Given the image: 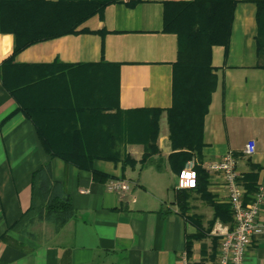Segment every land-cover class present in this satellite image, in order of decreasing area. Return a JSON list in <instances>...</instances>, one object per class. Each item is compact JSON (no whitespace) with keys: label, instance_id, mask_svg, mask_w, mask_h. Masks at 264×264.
Listing matches in <instances>:
<instances>
[{"label":"crops","instance_id":"1","mask_svg":"<svg viewBox=\"0 0 264 264\" xmlns=\"http://www.w3.org/2000/svg\"><path fill=\"white\" fill-rule=\"evenodd\" d=\"M166 1L181 0L110 4L103 16L97 14L81 25L90 31L35 43L17 54L15 62L119 63L117 76L110 69L98 78L99 71L92 76L82 73V81L92 79L86 86L92 102L114 106L118 80L121 109H167L173 103L178 37L164 31ZM256 14L255 2L238 0L228 49L212 48L217 87L205 117L201 157L190 160L202 165L232 152L244 188L243 176L251 172L258 175L257 186H264V67L260 65L264 63L257 52ZM13 51V34L0 32V66ZM18 107L0 74V264L216 263L219 238L213 228L222 221L214 219L209 200L230 205L228 190L220 175L207 171L211 196L193 192L191 209L186 214L178 211L179 175L169 163L166 112L160 120V153L144 166L123 168L121 161L95 160L96 169L129 182V190L114 191L109 188L112 179L98 181L91 171L46 152L33 122ZM249 141L256 144L252 155L244 152ZM122 148L136 160L144 153L141 144ZM43 184L70 197L74 211L62 226L44 212L49 197L40 190ZM246 199L249 202L253 196L245 195ZM195 217L201 218L200 227L193 222ZM196 233L199 237L191 241ZM245 264H264L262 236L254 238Z\"/></svg>","mask_w":264,"mask_h":264},{"label":"trees","instance_id":"2","mask_svg":"<svg viewBox=\"0 0 264 264\" xmlns=\"http://www.w3.org/2000/svg\"><path fill=\"white\" fill-rule=\"evenodd\" d=\"M123 0H0V32L14 36L13 55L0 66L3 83L11 91L21 110L30 119L49 154L80 169L89 170L98 181L114 179L98 170L95 160L121 161L123 168L144 166L160 153V120L167 115L171 168L179 175L194 157H201L204 123L213 92L217 87L216 68L212 63V48L228 49L235 7L238 0L166 1L164 31L177 34L178 56L173 65V103L163 108L121 109L118 106V80L115 105L92 102L91 78L82 81L86 71L92 76L99 71L119 73V63L102 60L99 63L19 64L15 56L27 47L68 34L90 31L80 28L91 17L103 16L105 8ZM257 4V52L264 59V0ZM100 33H106L102 30ZM264 67V64H260ZM113 80V78H112ZM87 90V92H86ZM86 92V93H85ZM111 94L113 90L111 89ZM127 144H141L144 153L136 160L123 150ZM194 188L175 190V203L181 214L191 209L193 192L211 196L207 188L209 174L202 165L196 166ZM35 179L38 172H35ZM257 173L243 176L246 197L257 191ZM40 190L49 197L44 212L62 226L74 209L69 196L61 197L52 188ZM248 201L247 199L245 202ZM214 219L232 224L233 212L228 204L214 203ZM197 219V220H195ZM193 218L200 227L199 220ZM199 237V233L191 235ZM191 241L188 247L191 248Z\"/></svg>","mask_w":264,"mask_h":264},{"label":"built area","instance_id":"3","mask_svg":"<svg viewBox=\"0 0 264 264\" xmlns=\"http://www.w3.org/2000/svg\"><path fill=\"white\" fill-rule=\"evenodd\" d=\"M255 148V141H249L245 145L244 152L252 155ZM197 164L193 160L186 165L178 176L177 188L196 187ZM202 166L209 174L214 173L222 177L233 212L232 224L218 221L213 228V233L219 238L215 264H245L246 254L254 238L256 236L264 238V186H258L251 201H244L246 189L238 182L240 176L238 161L232 152H227L218 160L203 162ZM109 188L114 191L129 190L130 184L123 178L112 179L109 181ZM182 264H188L187 260Z\"/></svg>","mask_w":264,"mask_h":264},{"label":"rangeland","instance_id":"4","mask_svg":"<svg viewBox=\"0 0 264 264\" xmlns=\"http://www.w3.org/2000/svg\"><path fill=\"white\" fill-rule=\"evenodd\" d=\"M262 62L264 63V59L262 60ZM173 185H174V183L172 182V186H171V188H173Z\"/></svg>","mask_w":264,"mask_h":264}]
</instances>
